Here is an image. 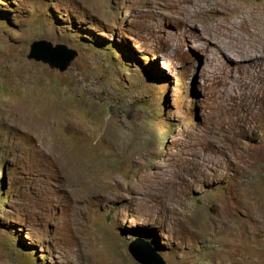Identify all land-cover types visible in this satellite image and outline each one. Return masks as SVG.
I'll return each mask as SVG.
<instances>
[{"label": "rangeland", "instance_id": "374dc122", "mask_svg": "<svg viewBox=\"0 0 264 264\" xmlns=\"http://www.w3.org/2000/svg\"><path fill=\"white\" fill-rule=\"evenodd\" d=\"M263 15L0 0V264H141L139 239L166 264H264V56L204 27L264 34ZM38 39L77 54L52 68L28 58Z\"/></svg>", "mask_w": 264, "mask_h": 264}, {"label": "water", "instance_id": "95a60500", "mask_svg": "<svg viewBox=\"0 0 264 264\" xmlns=\"http://www.w3.org/2000/svg\"><path fill=\"white\" fill-rule=\"evenodd\" d=\"M76 54L75 50L69 49L65 44L58 43L54 45L49 40L38 39L32 41L28 58L48 63L52 68L64 71ZM128 249L134 259L141 264H166L149 241L143 239H139V242L132 241ZM150 256H155V258H150Z\"/></svg>", "mask_w": 264, "mask_h": 264}, {"label": "bare ground", "instance_id": "6f19581e", "mask_svg": "<svg viewBox=\"0 0 264 264\" xmlns=\"http://www.w3.org/2000/svg\"><path fill=\"white\" fill-rule=\"evenodd\" d=\"M184 1H189V0H184ZM181 8L186 9V5L181 4ZM207 25H210L211 27H206ZM204 27L212 28L215 30H219L221 28L225 32L224 34L230 39V41L234 42V44L238 47V52L243 57H248L252 59L254 58L253 56H257V55L259 57L264 56V34L260 32L261 30L260 31L256 30L254 28V23H252L251 21L249 23L245 22L243 24H237L236 26L234 25L225 26L218 21L211 22L210 20V21H204ZM241 41H245L247 44L239 47L238 43Z\"/></svg>", "mask_w": 264, "mask_h": 264}, {"label": "trees", "instance_id": "16d2710c", "mask_svg": "<svg viewBox=\"0 0 264 264\" xmlns=\"http://www.w3.org/2000/svg\"><path fill=\"white\" fill-rule=\"evenodd\" d=\"M165 112V111H164Z\"/></svg>", "mask_w": 264, "mask_h": 264}]
</instances>
